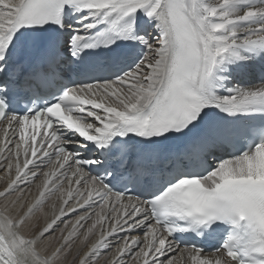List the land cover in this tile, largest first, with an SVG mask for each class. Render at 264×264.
I'll list each match as a JSON object with an SVG mask.
<instances>
[{"label": "snow or ice", "instance_id": "1", "mask_svg": "<svg viewBox=\"0 0 264 264\" xmlns=\"http://www.w3.org/2000/svg\"><path fill=\"white\" fill-rule=\"evenodd\" d=\"M0 180V264H264V0H0Z\"/></svg>", "mask_w": 264, "mask_h": 264}, {"label": "bare ground", "instance_id": "2", "mask_svg": "<svg viewBox=\"0 0 264 264\" xmlns=\"http://www.w3.org/2000/svg\"><path fill=\"white\" fill-rule=\"evenodd\" d=\"M2 183H3V181L0 180V186H2ZM33 193H35V188L34 187H33ZM53 203H56L57 204V208L59 207V202L56 201V198L55 197H53L44 206L42 212H38L37 213L35 219L38 220L40 223H43L46 218H50L51 212H52V207L51 206H52ZM45 213L48 214V217L45 216ZM73 219H74V217H73ZM61 227H63V225H61ZM94 239H95V237H93V240ZM99 264H104V259L103 258H101V260L99 261Z\"/></svg>", "mask_w": 264, "mask_h": 264}]
</instances>
